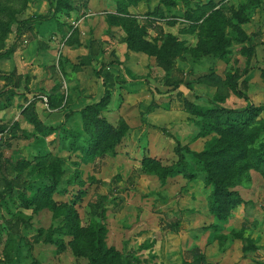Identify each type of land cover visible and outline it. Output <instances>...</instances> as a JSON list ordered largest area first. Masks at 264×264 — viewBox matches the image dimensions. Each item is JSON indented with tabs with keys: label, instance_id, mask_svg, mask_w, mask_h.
<instances>
[{
	"label": "rangeland",
	"instance_id": "rangeland-1",
	"mask_svg": "<svg viewBox=\"0 0 264 264\" xmlns=\"http://www.w3.org/2000/svg\"><path fill=\"white\" fill-rule=\"evenodd\" d=\"M56 3L0 0V53L16 44L0 60L15 81L0 77V264H91L96 235L110 264H264V177L213 160L242 201L219 221L186 152L263 156L264 0ZM250 106L244 133L193 108Z\"/></svg>",
	"mask_w": 264,
	"mask_h": 264
},
{
	"label": "trees",
	"instance_id": "trees-1",
	"mask_svg": "<svg viewBox=\"0 0 264 264\" xmlns=\"http://www.w3.org/2000/svg\"><path fill=\"white\" fill-rule=\"evenodd\" d=\"M131 4H137L140 0H129ZM62 0H57L55 6L52 4L51 8L53 11H60L62 9ZM53 11H50L53 14ZM51 16V15H50ZM48 17H35L31 19H25L17 21L16 36L21 38L27 31L32 28V25L36 21H47ZM133 43H131L132 45ZM16 48V44L10 45L3 53H0V60L7 58L11 55ZM136 48H144L142 45ZM176 55V47H171L167 51V65L169 68L173 67V57ZM264 76V73H261ZM0 77L4 78L8 83V86H15V81L12 74L4 73L0 71ZM234 92H237L236 88H232ZM95 108V107H93ZM194 112L201 117H205L207 114L213 113L214 118L213 123H206L208 130L213 128L214 130H225L229 133H244L254 124L255 119L260 114L259 107L250 106L247 109L241 111L216 109L208 110L198 107H193ZM193 160L201 164L203 170L206 172L207 183L212 187V193L210 195V212L219 221H224L231 214V211L236 208L242 201L237 192L231 191L230 186H235L236 183L233 181L236 178L232 177L230 180L232 183L226 184L222 177L218 173V168L213 162H222L225 167L231 170L238 171L240 168H251L259 172L264 177V154L263 156H253L244 165L238 167V163L244 158V153L242 151L234 150L231 145L224 144L219 146L208 145L206 150L201 153H195L190 150L186 151ZM213 162V163H212ZM151 163L148 162V165ZM154 170L158 175V167L154 165ZM25 200L26 206H34L35 209L43 207V198L38 195H32L30 198H23ZM46 206V205H44ZM194 254V255H193ZM196 252L192 253L193 260L191 264H202L204 258L199 255H195ZM111 256L109 251L103 248L101 237L96 235L93 238V247L90 252V263L91 264H110L109 261Z\"/></svg>",
	"mask_w": 264,
	"mask_h": 264
}]
</instances>
